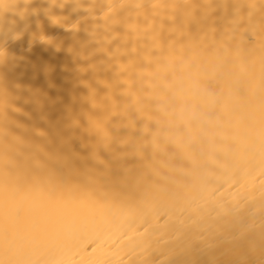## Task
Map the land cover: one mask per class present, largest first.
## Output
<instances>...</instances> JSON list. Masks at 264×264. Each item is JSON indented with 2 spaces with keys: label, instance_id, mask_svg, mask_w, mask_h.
I'll return each mask as SVG.
<instances>
[{
  "label": "bare ground",
  "instance_id": "6f19581e",
  "mask_svg": "<svg viewBox=\"0 0 264 264\" xmlns=\"http://www.w3.org/2000/svg\"><path fill=\"white\" fill-rule=\"evenodd\" d=\"M28 7L37 12L25 20L0 16V29L14 20L23 33L0 40L13 57L0 71L21 109L9 110V131L26 142L11 153L16 163L0 164V264H264V31L222 43L213 18L190 25L180 40L190 47L174 51L201 65L225 44L231 53L226 75L210 82L234 93L217 108L228 151L198 180L135 157L93 159L96 137L77 124L87 62L69 52L86 37L63 28L84 13L50 0Z\"/></svg>",
  "mask_w": 264,
  "mask_h": 264
},
{
  "label": "clouds",
  "instance_id": "9594fccd",
  "mask_svg": "<svg viewBox=\"0 0 264 264\" xmlns=\"http://www.w3.org/2000/svg\"><path fill=\"white\" fill-rule=\"evenodd\" d=\"M34 2L4 0L0 16L13 13L25 20L30 12L36 15L37 10L28 7ZM68 5L72 13H84L63 28L86 37L79 41V50L69 52L74 61L87 62L78 69L80 78L87 77V92L80 94L77 124L96 137L90 141L93 159L104 163L103 151L112 158H138L157 172L210 178L207 165L228 151L221 143L228 136L217 108L234 98L232 91H217L210 82L226 75L224 60L230 49L225 44L203 65L174 51L190 47L180 44L181 37L190 38V25L199 30L213 18L222 21V43L240 44L246 36L254 37L264 31V0H50V6L61 10ZM47 18L58 22L50 14ZM81 20L92 23L81 28ZM22 34L16 31V21L8 20L0 40L14 42ZM12 58L0 47V69ZM14 98L0 71V164L16 163L11 153L26 143L8 128L9 110L21 111Z\"/></svg>",
  "mask_w": 264,
  "mask_h": 264
}]
</instances>
